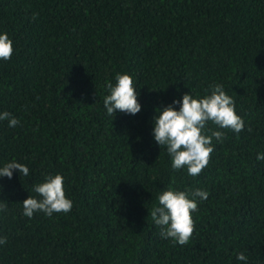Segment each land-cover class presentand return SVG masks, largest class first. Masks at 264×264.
Masks as SVG:
<instances>
[{
    "label": "trees",
    "instance_id": "1",
    "mask_svg": "<svg viewBox=\"0 0 264 264\" xmlns=\"http://www.w3.org/2000/svg\"><path fill=\"white\" fill-rule=\"evenodd\" d=\"M0 31L14 44L0 61V111L20 119L0 122V161L30 169L0 179V264H236L238 251L264 264V0H0ZM117 72L134 78L136 115H105ZM212 82L245 129L222 130L193 178L171 170L151 120ZM49 172L64 175L71 211L24 217L21 203ZM170 184L209 192L182 246L149 214Z\"/></svg>",
    "mask_w": 264,
    "mask_h": 264
},
{
    "label": "clouds",
    "instance_id": "2",
    "mask_svg": "<svg viewBox=\"0 0 264 264\" xmlns=\"http://www.w3.org/2000/svg\"><path fill=\"white\" fill-rule=\"evenodd\" d=\"M13 53V40L6 31H0V61L10 60ZM104 87L106 94L103 95L102 103L106 116L114 117L117 111L125 115L141 112L139 91L129 73L117 72ZM5 121L9 128L20 124L16 115L2 110L0 122ZM151 124V136L160 149L166 152L171 170L183 171L193 178L209 164L210 154L215 151L216 145L223 142L225 132L222 130L238 135L245 129V121L236 111L235 100L219 82L210 83L202 95L193 94L190 89L179 99L157 107ZM255 158L258 162H264V151H258ZM14 171L20 177L30 175L28 165L15 158L0 161V179H12ZM2 187L0 185V189ZM32 192L36 195H29L21 203L24 217L32 218L37 213L52 217L54 214H66L73 207V201L66 195L65 177L60 172L45 173L42 181L32 185ZM208 196L207 190L198 187L181 190L170 184L161 189L156 197L157 202L148 209L160 237L170 240L174 245L187 244L194 231L193 215ZM7 208L8 204L0 200V214L6 213ZM6 243L7 237L0 234V246ZM234 255L236 264H249L244 251L235 252Z\"/></svg>",
    "mask_w": 264,
    "mask_h": 264
}]
</instances>
